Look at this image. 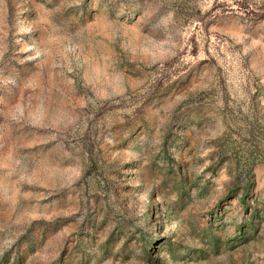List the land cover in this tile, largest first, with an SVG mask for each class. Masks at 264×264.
I'll return each instance as SVG.
<instances>
[{
    "label": "rangeland",
    "instance_id": "374dc122",
    "mask_svg": "<svg viewBox=\"0 0 264 264\" xmlns=\"http://www.w3.org/2000/svg\"><path fill=\"white\" fill-rule=\"evenodd\" d=\"M0 264H264V0H0Z\"/></svg>",
    "mask_w": 264,
    "mask_h": 264
}]
</instances>
